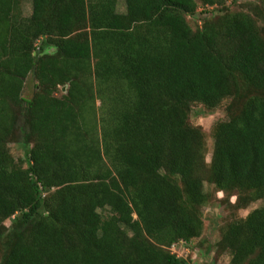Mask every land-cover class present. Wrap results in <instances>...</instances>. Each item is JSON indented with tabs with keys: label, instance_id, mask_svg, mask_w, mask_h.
<instances>
[{
	"label": "trees",
	"instance_id": "trees-1",
	"mask_svg": "<svg viewBox=\"0 0 264 264\" xmlns=\"http://www.w3.org/2000/svg\"><path fill=\"white\" fill-rule=\"evenodd\" d=\"M228 1L32 0L25 17L0 0V264H191L172 248L202 236L206 181L264 200V0ZM227 99L208 165L190 113ZM220 245L264 264V205Z\"/></svg>",
	"mask_w": 264,
	"mask_h": 264
},
{
	"label": "rangeland",
	"instance_id": "rangeland-1",
	"mask_svg": "<svg viewBox=\"0 0 264 264\" xmlns=\"http://www.w3.org/2000/svg\"><path fill=\"white\" fill-rule=\"evenodd\" d=\"M261 6L260 0H229L227 7L232 12H246L255 16L254 9ZM22 13L25 17H29L32 14V0H22L21 5ZM119 12L125 11V0H119L118 4ZM203 13H211L212 18L217 17L219 14L215 8L206 10L201 7ZM259 25L264 28V20L257 18ZM193 20V19H192ZM190 19V21H192ZM199 19H195L192 22L193 29L203 27L204 21L199 24ZM35 92V82L32 78H29L26 82L25 90L23 92L24 97L30 98ZM64 93V88L58 93L61 95ZM231 103L230 99L224 100L217 109H207L203 105H193L192 111L189 117V123L191 126L199 127L205 133L206 136V162L209 165L213 153L214 145V131L217 124L227 121L230 118V113L227 108ZM11 153L13 154L15 161L22 165L24 162V154L20 145H10ZM205 192L210 196V202L203 206L200 210L202 219L204 221V230L200 238L188 243H179L172 248V251L178 256L188 259L191 264H230V252L221 246V240L226 228L234 221H238L247 217V215L253 210L260 208L264 205V200H259L251 203L248 207L240 208L236 205L237 197L226 195L223 192H219L214 185L208 181L204 183ZM7 226H10V221L6 222Z\"/></svg>",
	"mask_w": 264,
	"mask_h": 264
},
{
	"label": "water",
	"instance_id": "water-1",
	"mask_svg": "<svg viewBox=\"0 0 264 264\" xmlns=\"http://www.w3.org/2000/svg\"><path fill=\"white\" fill-rule=\"evenodd\" d=\"M66 91V88H64V92Z\"/></svg>",
	"mask_w": 264,
	"mask_h": 264
},
{
	"label": "built area",
	"instance_id": "built-area-1",
	"mask_svg": "<svg viewBox=\"0 0 264 264\" xmlns=\"http://www.w3.org/2000/svg\"><path fill=\"white\" fill-rule=\"evenodd\" d=\"M175 248V246L173 247V249Z\"/></svg>",
	"mask_w": 264,
	"mask_h": 264
}]
</instances>
